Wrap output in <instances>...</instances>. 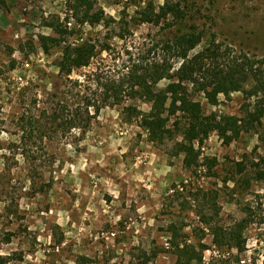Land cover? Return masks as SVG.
<instances>
[{"label":"rangeland","instance_id":"1","mask_svg":"<svg viewBox=\"0 0 264 264\" xmlns=\"http://www.w3.org/2000/svg\"><path fill=\"white\" fill-rule=\"evenodd\" d=\"M93 2L104 15L96 26L74 10V0H7L0 9V264H178V244L202 254L191 264H264V117L231 144L216 133L197 144L200 163L192 170L176 153L178 133L155 144L139 121H127L124 106L150 110L140 100L91 110L86 132L64 131V106L76 98L63 95L71 84L59 76L61 49L47 52L43 41L60 37L55 22L67 30V44L97 46L90 67L69 79L102 101L105 88L96 90L94 79L106 85L129 57L153 60L161 55L154 47L178 31L203 37L189 61L209 46L225 64L264 60V0ZM163 6L184 17L139 22L142 12ZM181 64L174 61L176 69ZM196 99L208 115L238 118L261 100L232 93L211 106ZM240 223L241 250L215 245L212 229L228 233Z\"/></svg>","mask_w":264,"mask_h":264},{"label":"trees","instance_id":"2","mask_svg":"<svg viewBox=\"0 0 264 264\" xmlns=\"http://www.w3.org/2000/svg\"><path fill=\"white\" fill-rule=\"evenodd\" d=\"M74 1V10L80 12L90 26L99 25L104 20L102 11L94 13L93 0ZM6 6L7 0H0V9ZM170 11L175 9L166 11L163 6L161 12H155L154 8L145 10L141 13L139 22L158 26L170 16L175 20L184 17L181 12ZM50 27L60 37L43 38L44 47L47 52L52 47L61 49L62 56L56 62L59 76L71 84L65 86L63 95L76 98L71 105L67 102L64 106V110L68 109L67 115L62 119L61 127L64 131L79 129L86 132L94 117L91 110L99 113L104 106L122 105L127 99L140 100L148 104L150 110L142 112L137 106H124V111L128 114L127 121H139L140 126L148 132L150 141L155 144L175 140L178 133L182 139L176 143V153L184 155V167L192 170L200 163L201 151L196 147L197 144L202 146L213 133L225 144H231L240 137L246 126L252 129L264 117V60L252 62L244 57L225 64L220 60L219 50H212L209 46L203 55L189 61L190 51L202 42L203 37L178 31L154 47L160 50L161 55L155 56L153 60L129 57L123 65L124 72L109 79L106 85L103 86L99 78L94 79L96 90L105 88L102 92L104 99L101 101L97 97L98 92H92L90 86H83L78 80L69 79L75 70L90 67L97 55V46L87 40L67 44L62 39L68 33L67 30H61L55 22ZM102 51H106V48ZM175 60L182 62L178 69L175 68ZM165 80L168 81L167 86L159 89L158 85ZM248 84L251 87L246 90ZM232 93H244L248 98L260 97L261 100L254 110L247 111L244 118H238L220 116L217 113L208 115L203 103L196 99V95H202L209 105L216 106L220 95L226 97ZM173 119L175 122L170 126ZM182 120L185 125L181 127ZM243 227L240 223L228 233L220 228L212 229L215 245L221 248L228 244L241 250L245 244ZM176 247L178 264L183 261H186L184 264H191L196 260L202 262V254H196L195 248H180L179 244ZM202 250L206 251L208 248L202 246ZM2 263L6 264L4 261Z\"/></svg>","mask_w":264,"mask_h":264}]
</instances>
